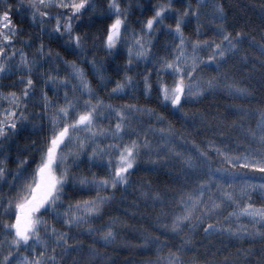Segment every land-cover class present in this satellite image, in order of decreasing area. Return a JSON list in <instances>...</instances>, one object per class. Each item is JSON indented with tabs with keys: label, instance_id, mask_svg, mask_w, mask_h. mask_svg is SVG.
Returning a JSON list of instances; mask_svg holds the SVG:
<instances>
[{
	"label": "snow or ice",
	"instance_id": "snow-or-ice-1",
	"mask_svg": "<svg viewBox=\"0 0 264 264\" xmlns=\"http://www.w3.org/2000/svg\"><path fill=\"white\" fill-rule=\"evenodd\" d=\"M135 8L0 0V264H264V0Z\"/></svg>",
	"mask_w": 264,
	"mask_h": 264
},
{
	"label": "trees",
	"instance_id": "trees-1",
	"mask_svg": "<svg viewBox=\"0 0 264 264\" xmlns=\"http://www.w3.org/2000/svg\"><path fill=\"white\" fill-rule=\"evenodd\" d=\"M130 2L133 5V13L135 15V14H137L139 12V9L135 8L137 0H130ZM228 2L229 3H236L237 0H228ZM249 2L258 4L259 0H249ZM139 3L144 4L145 0H139ZM98 55L101 56V57H104L103 53H98ZM104 62H105L106 67L110 64V61L106 57L104 58ZM107 70H108L109 73L111 72V68L110 67H107ZM205 71H211V69H205ZM89 79H92V77L89 76ZM93 83H95V81H93ZM110 86L111 85H109V87ZM101 93L103 94V89H101ZM113 99L116 100L117 102H119L120 97H115ZM124 99H127V97H124ZM210 100H212L214 103L215 102H219L221 104L229 102V101H226L223 96L218 95L216 97H207V98H205V100L201 101V103L199 105H187L186 107H189V108H191L193 110H195V108H197V107L204 108V107L208 106V102ZM138 102L139 103H144V104H151L152 103L150 100L145 99L143 96L139 97ZM231 102H233V103H247V101H231ZM152 106L155 107V105H152ZM245 179H247V177H245ZM129 199H131V197H129ZM255 199H256L257 203H261V201L259 200V196H257ZM126 207H127V205L121 204V205H119V210H118L117 209V205H115V204L108 205L106 207L105 214H106V216L107 215H117V216L124 217V209ZM104 218L105 217H101V220H103ZM125 219L127 220V225L128 226H127L126 230L122 233V235L125 236L126 238H132V235H133L132 228H133V226L139 227L141 224H143V226L145 228H147L149 230H152L151 226H150V221L141 219L139 217L133 218L131 216V213L129 214L128 217H125ZM100 222L101 221H95L94 223H100ZM240 246H241V242H239V241L234 242L231 245H229V247L232 250H235V248L240 247ZM148 255H149L148 253H137L136 254V258H141V257L148 256ZM128 256H129V253L127 251H121L119 253L120 260H123V259L127 258ZM120 260L117 261V264H120Z\"/></svg>",
	"mask_w": 264,
	"mask_h": 264
}]
</instances>
